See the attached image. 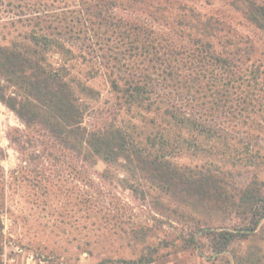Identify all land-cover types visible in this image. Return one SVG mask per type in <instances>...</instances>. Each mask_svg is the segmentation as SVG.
Masks as SVG:
<instances>
[{
    "label": "rangeland",
    "instance_id": "1",
    "mask_svg": "<svg viewBox=\"0 0 264 264\" xmlns=\"http://www.w3.org/2000/svg\"><path fill=\"white\" fill-rule=\"evenodd\" d=\"M120 2L115 12L124 21L152 23L165 35L173 34L165 26L170 23L180 40L198 33L174 23L182 16L179 10L161 12L157 19L150 15L149 0ZM162 2L189 4L201 19L227 22L217 36H202L218 52L232 54L236 61L229 69L235 78L211 79L207 90L203 82L188 92L182 82L174 88L158 69L142 66L126 40L77 24L80 6L74 0H0V43L28 44L30 34L48 33L65 44L47 51V67L71 82L87 132L114 124L141 146L149 136L159 137L166 128L163 119L126 103L113 84L124 86L148 73L146 80L156 88L155 106L176 102L211 127L208 132L172 130L176 141L165 151L167 158L197 175L184 182L161 181L149 163L139 171L123 159L86 157L79 142L66 146L43 126H28L0 100V264H127L122 260L146 254L154 258L148 264H264V218L247 239L235 240L222 253L214 251L213 235L206 231L196 235V245L186 241L204 226L218 231L246 225L242 209L248 205L237 209L224 196L239 204V192L248 186L264 193V30L249 21L245 0L235 6L233 0ZM181 18L193 20L190 13ZM0 82L6 83L1 77ZM185 138L193 139L192 146ZM261 204L258 210L264 213Z\"/></svg>",
    "mask_w": 264,
    "mask_h": 264
},
{
    "label": "trees",
    "instance_id": "2",
    "mask_svg": "<svg viewBox=\"0 0 264 264\" xmlns=\"http://www.w3.org/2000/svg\"><path fill=\"white\" fill-rule=\"evenodd\" d=\"M74 1L80 6L75 18L77 24L82 22V25H90L91 28H89L96 35L110 34L109 38L116 37L122 41L126 40L129 49L137 53L134 56L140 57L143 61L142 66H152L158 69L157 71L163 74L164 80L174 88H178L177 84L182 82L185 84L182 90L188 92L190 88L203 82L207 90L212 87L211 79L222 82L225 78L232 80L236 76L235 72L229 69L236 61L232 54L225 50L218 52L213 42L207 38L217 36L227 27L226 21H214L212 18L201 19L193 7L188 6L189 4L181 3L179 6H170L167 2L163 3V0H149L148 5L152 9L151 16H158L161 12L174 13L175 10H179L182 16L190 13L192 21L180 16L174 23L182 29H187V27L197 29L198 35L189 33L183 35L180 40L177 34L178 29L169 27L170 23L165 26L173 34L165 35L159 33L152 23L133 18L126 21L118 18L115 10L121 6L120 0ZM237 1L239 0H233L231 4L235 6L238 4ZM244 9L249 21L264 30V4H258L254 0H245ZM27 40L28 44H19L16 41L10 44L0 43V77L6 82L5 84L0 82V100L14 110L28 126L35 124L43 126L66 146L77 147L75 141L79 142L86 148L85 155L88 158L99 156L107 162L123 159L134 163L139 171L147 170L146 164L149 163L156 172L155 176L161 181L169 177L170 179L178 178L184 182L197 175L192 170L177 168L167 158L165 151L175 146L176 140L172 138V130L185 128L197 132H208L211 131V127L199 122L193 117L192 112L187 114L176 102L166 100L159 106H155L156 101L152 94L156 88L150 80H146L151 77L150 73L136 78L137 80L132 77L124 86L113 81L116 92L126 100V103L136 104L146 111L155 112L165 122L166 128L161 135L156 138L149 136L147 146H141L128 131L114 124L100 131L87 132L82 127V110L71 82L63 74L47 67L50 66L46 58L47 51L57 47L65 49V44L57 35L48 33H32ZM138 50H141L139 54ZM140 65L141 63L138 62L135 66ZM10 86L23 91L24 97L19 98L18 94L12 93H16V90L8 92L7 89ZM210 109L217 110L219 107L211 106ZM214 135L212 137H215ZM183 141L190 146L194 143L190 138H185ZM223 195L220 194L219 197ZM239 197V204L233 201L232 195L231 197L224 196V200L237 209L244 207V204L248 205L247 208L245 206L242 209L243 221H246V225L218 231H207L204 226L201 230L192 232L186 241L190 245L192 243L196 245V235L200 231H206L213 235L214 251L222 253L229 250L235 240L247 239L257 228L259 221L264 218V213L258 210L259 203H263L261 205L264 206V193L255 186H248L239 192ZM1 253L0 248V255ZM122 261L127 264H148L154 262V258L152 254H146L136 260Z\"/></svg>",
    "mask_w": 264,
    "mask_h": 264
},
{
    "label": "built area",
    "instance_id": "3",
    "mask_svg": "<svg viewBox=\"0 0 264 264\" xmlns=\"http://www.w3.org/2000/svg\"><path fill=\"white\" fill-rule=\"evenodd\" d=\"M20 251H22V252H23V251H24V249H20ZM31 257L33 258L34 256L32 255Z\"/></svg>",
    "mask_w": 264,
    "mask_h": 264
}]
</instances>
